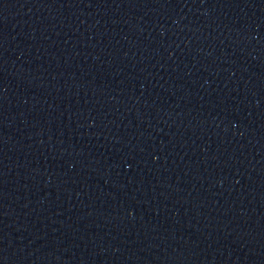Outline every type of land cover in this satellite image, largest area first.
I'll return each instance as SVG.
<instances>
[{
    "label": "water",
    "instance_id": "95a60500",
    "mask_svg": "<svg viewBox=\"0 0 264 264\" xmlns=\"http://www.w3.org/2000/svg\"><path fill=\"white\" fill-rule=\"evenodd\" d=\"M0 264H264V0H0Z\"/></svg>",
    "mask_w": 264,
    "mask_h": 264
}]
</instances>
